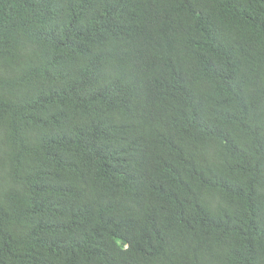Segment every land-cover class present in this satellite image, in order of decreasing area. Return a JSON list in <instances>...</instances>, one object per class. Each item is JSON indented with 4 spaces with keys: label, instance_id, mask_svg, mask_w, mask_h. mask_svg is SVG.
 <instances>
[{
    "label": "trees",
    "instance_id": "trees-1",
    "mask_svg": "<svg viewBox=\"0 0 264 264\" xmlns=\"http://www.w3.org/2000/svg\"><path fill=\"white\" fill-rule=\"evenodd\" d=\"M0 264H264V0H0Z\"/></svg>",
    "mask_w": 264,
    "mask_h": 264
}]
</instances>
